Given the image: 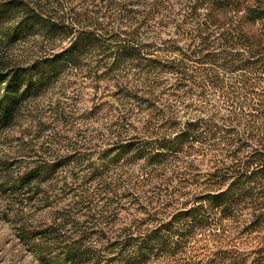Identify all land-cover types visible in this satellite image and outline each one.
<instances>
[{"label":"trees","instance_id":"trees-1","mask_svg":"<svg viewBox=\"0 0 264 264\" xmlns=\"http://www.w3.org/2000/svg\"><path fill=\"white\" fill-rule=\"evenodd\" d=\"M3 145L37 264H264V0H0Z\"/></svg>","mask_w":264,"mask_h":264},{"label":"rangeland","instance_id":"rangeland-1","mask_svg":"<svg viewBox=\"0 0 264 264\" xmlns=\"http://www.w3.org/2000/svg\"><path fill=\"white\" fill-rule=\"evenodd\" d=\"M20 49L29 51L28 54H35V35L31 36L29 39H26L20 46ZM17 52L21 51L18 50ZM27 124V122L23 124V126L19 130L26 127ZM18 135V130L13 132V136ZM0 150L3 153L9 152V148L7 145L0 146ZM22 154H26L27 156L30 155V153L25 149ZM27 156H25L24 158H28L27 160H31V158ZM32 211L35 213V208H33ZM14 234L15 231L12 223L10 221H7V219H4L0 214V264H37L35 262V257L30 253V251L17 244V241L14 238Z\"/></svg>","mask_w":264,"mask_h":264}]
</instances>
